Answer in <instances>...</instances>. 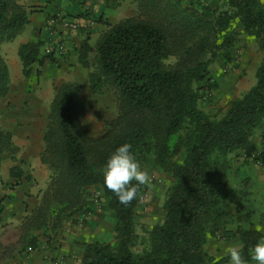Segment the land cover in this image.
Here are the masks:
<instances>
[{
    "label": "trees",
    "instance_id": "1",
    "mask_svg": "<svg viewBox=\"0 0 264 264\" xmlns=\"http://www.w3.org/2000/svg\"><path fill=\"white\" fill-rule=\"evenodd\" d=\"M144 1L164 14L165 27L127 19L112 25L94 46L84 39L78 50L79 63L86 69L93 67L88 72L89 91L101 93L110 86L118 90L117 117L101 137L84 140L76 132L83 108L77 90L82 85L63 83L51 102L43 140L48 144L57 138L49 148L54 146L63 161L57 180L64 197L61 205L79 209L87 189L95 186L102 192L105 208L114 214L113 241L84 242L81 264H215L204 244L210 236L231 233L223 219L231 187V157L247 159L256 152L253 159L264 158V148L255 149L256 133L264 125V57L256 68V83L231 99L221 115L208 114L200 102L217 86L208 69L210 61H234L238 27L254 37L264 53V7L259 0ZM27 22L17 0H0V45L13 39ZM41 44L38 40L19 46L25 76L33 63L59 57L41 54ZM171 55L177 60L169 66L165 60ZM8 90L9 71L0 54V98ZM11 137L0 128V165L2 153L13 150ZM125 142L140 162L153 156L155 169L170 180L163 218L147 231L140 251L133 249L138 239L134 220L138 200L120 203L106 188L100 171ZM41 161L47 163V158L41 155ZM17 169L12 167L11 175L20 177ZM49 211L47 203L40 213L44 225ZM29 217L27 228H35L33 216ZM233 234L241 235L242 254L250 262L249 249L256 241L253 233ZM28 242L31 248L38 245L34 235Z\"/></svg>",
    "mask_w": 264,
    "mask_h": 264
},
{
    "label": "rangeland",
    "instance_id": "2",
    "mask_svg": "<svg viewBox=\"0 0 264 264\" xmlns=\"http://www.w3.org/2000/svg\"><path fill=\"white\" fill-rule=\"evenodd\" d=\"M180 1L183 3L187 2V0ZM107 5L110 9L108 17L105 18L101 13L92 17L93 24L90 25V28L92 30H94V27L97 29L98 38L112 25L127 19L152 22L165 27L164 14L152 7L147 1L118 0L116 2L108 1ZM88 15L87 13L86 16ZM98 25L101 26L98 27ZM84 29L82 26L78 28V30ZM238 30L239 35L236 42L234 61L224 63L222 59L215 58L208 65V69L217 86L207 96L203 97L200 106L210 115L215 116L223 113L221 110L223 107L219 106L225 98L223 89L219 87L218 81L215 80V73L223 77L231 74L230 70L235 65L236 59L242 56L240 49L246 45V34L242 32L241 27H238ZM249 38H252L251 41L258 44L254 37L249 36ZM84 39L87 38H82L80 42L82 43ZM257 51L255 52L256 54L258 53ZM263 54L261 56L257 55L256 60H258V65L264 57ZM207 56H209V53H207ZM90 57L91 62H93V52L90 53ZM176 60V56L171 55L165 60V64L172 66ZM92 68L91 66L89 69L91 70ZM25 77H29V75ZM39 77L42 78L41 74L37 76V82L33 84L34 87L33 85H29L25 90L13 89L12 94L14 98L10 97V99L9 95L7 96L9 90L5 96L0 98L6 100L3 101V104L0 103V128L12 134L11 141L13 144V150H7L2 153L0 179L2 177L9 178L7 181L9 188L13 191L16 189L22 191L27 196V199L22 203V208L26 209L28 214L23 216L18 248L21 247L24 250V248L29 247L28 241L30 236L34 235L38 244L52 241L61 246V244L67 243L71 246L72 252L80 253L84 242H112L114 239L113 225L115 218L113 212L105 208L102 192L95 186L87 189L88 195L86 196L85 204L79 209L67 208V206L63 207L61 205L64 197L59 194L60 183L57 180L59 178V171L63 167V161L60 153L54 150V146L49 148L52 142L57 141V138L52 137V140L48 144H45L43 140L44 133L50 122L51 102L57 92V87L64 82L82 85L77 90V95L83 104V108L79 114L76 132L84 140H87L101 137L105 130H107V127L117 117L120 96L118 90L113 86L106 87L101 93L89 91L87 86L88 75L85 81V76L75 71H61L56 76L55 85L52 84L51 87H39ZM253 79L254 85L256 77L253 76ZM247 90L245 88L242 89L241 95ZM231 91H233V88L227 90L228 93ZM18 95L23 98L17 104L15 99L18 98ZM233 98H228V100L230 101ZM256 139L259 142L264 141V125L256 133ZM262 148H264V142ZM41 155L47 158V163L41 161ZM35 159L36 161H34ZM236 159L237 157H231L230 177L233 174ZM39 162H41L40 170H37L36 166ZM33 164H35L34 167ZM141 164L149 170L153 179L150 188H143L141 195H144L146 198L143 201L138 200L135 210L134 220L136 222V232L138 233V239L133 248L135 251L142 249L147 231L162 220V203L165 198L166 189L170 183L169 178L164 172L155 169L153 156H148L147 159L141 161ZM12 167L18 168L17 170H20L22 175L20 177L11 175ZM47 203L50 211L47 215L48 223L44 225L42 224L40 213L42 212V207L47 205ZM3 207L4 205L0 201V209ZM29 216H33L31 220L36 225L35 228H27L29 221L26 218ZM25 224L27 225L25 226ZM8 236L13 238V233H9ZM14 249L16 248L13 247L6 252L7 256L10 255V260L14 258Z\"/></svg>",
    "mask_w": 264,
    "mask_h": 264
},
{
    "label": "crops",
    "instance_id": "3",
    "mask_svg": "<svg viewBox=\"0 0 264 264\" xmlns=\"http://www.w3.org/2000/svg\"><path fill=\"white\" fill-rule=\"evenodd\" d=\"M259 1L264 7V0ZM17 3L24 8L28 22L21 27L13 39L0 45V54L9 71L7 96L14 98L13 89L25 90L29 85L36 84L39 74L42 76V78L39 77V87L55 85L56 76L61 71L81 73L85 76L84 80L86 81L89 69L84 68L78 61L80 40L87 38L88 43L94 46L99 35L97 29L94 26H92L94 30L90 28L91 26H85L84 30L71 31L60 23L55 26L49 25V19L54 12L59 13L64 18L79 17L85 18L87 21H92V17L99 13L106 18L110 12L109 4L107 5L104 0H17ZM87 13L88 16H86ZM245 37L246 45L240 49L242 56L236 59L235 65L230 70L231 74L223 77L215 73V80L218 81L219 87L225 93L223 102L220 106L218 105L223 107L221 109L223 112L229 106L228 98L240 97L242 89L247 90L253 85V76H255L258 66L256 58L257 55L263 54L257 46L258 44L251 41L252 38L250 39L247 35ZM38 40L42 41L41 54L45 53V47L48 43L58 41L65 44L64 54L53 60L46 58L41 65L36 62L33 63L30 67L29 77H25L22 62L18 55L19 46L22 43ZM256 50H258L257 54L255 53ZM77 80L79 79L77 78ZM231 88L233 91L228 93L227 90H231ZM22 98L18 95L15 102L20 103ZM3 101L6 100L0 99L1 104L4 103ZM263 142L256 141L255 149H262ZM40 165L41 162L37 164V170H40ZM230 178H232L230 179V194L223 219L225 228L231 233L228 236H223L221 233L210 236L204 244V249L213 258L215 264H229V257L224 253V249L229 244L239 242L243 247L241 235L233 234V232L237 230L250 231L253 233L252 239L255 238L256 241L261 235H264V166H257L250 158H237ZM8 179L3 177L0 179V201L4 205L0 209V264H50L52 260L58 258L67 260L69 264H81V251L80 253L72 252L71 246L67 243L59 246L58 243L50 241L39 243L34 248L26 247L24 250L20 246L18 248L23 216L28 214V211L22 208V203L27 199V196L22 191L17 189L13 191L9 188ZM9 233H13V238L8 236ZM13 247L16 248L13 252L14 258L10 260L11 257L10 255L7 256L6 252ZM250 264H255V262L250 261Z\"/></svg>",
    "mask_w": 264,
    "mask_h": 264
},
{
    "label": "clouds",
    "instance_id": "4",
    "mask_svg": "<svg viewBox=\"0 0 264 264\" xmlns=\"http://www.w3.org/2000/svg\"><path fill=\"white\" fill-rule=\"evenodd\" d=\"M106 188L115 193L119 202L129 204L133 200H145L141 195V188H150L152 175L142 166L132 151L130 143H123L112 152L100 170ZM224 253L229 257V264H250L242 254V245L239 242L229 244ZM250 261L255 264H264V235L249 249Z\"/></svg>",
    "mask_w": 264,
    "mask_h": 264
},
{
    "label": "built area",
    "instance_id": "5",
    "mask_svg": "<svg viewBox=\"0 0 264 264\" xmlns=\"http://www.w3.org/2000/svg\"><path fill=\"white\" fill-rule=\"evenodd\" d=\"M62 24L66 29H69L71 31L78 30L79 27L90 26L93 24V21L85 20V18H77V17H71V18H64L59 13H55V16H52L49 19V25L55 26L56 24ZM65 51V44L62 41L58 42H50L45 47V54H53L57 56H62V54ZM262 150H258V152H261ZM256 153V152H255ZM254 153V154H255ZM254 154H252L249 158L257 165V166H264V158H254ZM50 264H69L67 260H63L62 258H58L57 260H52Z\"/></svg>",
    "mask_w": 264,
    "mask_h": 264
}]
</instances>
